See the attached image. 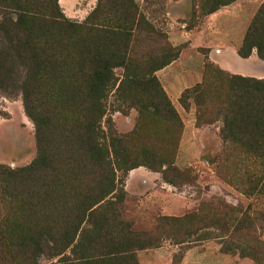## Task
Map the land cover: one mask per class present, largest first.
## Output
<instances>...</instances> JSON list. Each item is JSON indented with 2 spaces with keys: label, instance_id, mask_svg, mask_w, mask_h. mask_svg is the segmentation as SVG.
Returning a JSON list of instances; mask_svg holds the SVG:
<instances>
[{
  "label": "rangeland",
  "instance_id": "1",
  "mask_svg": "<svg viewBox=\"0 0 264 264\" xmlns=\"http://www.w3.org/2000/svg\"><path fill=\"white\" fill-rule=\"evenodd\" d=\"M203 1L0 0V264H103L85 263V255L95 260L102 244L119 241L120 222L131 233L133 260L109 264H138L137 252L158 246L155 258L168 255L171 264H264V104L256 113L253 91L230 77L264 78L254 47L250 56L237 54L264 0H232L202 15ZM82 23L102 26L91 34L92 63L82 46L66 58L57 30ZM166 45L177 54L158 65L172 52ZM233 45L240 59L228 54ZM38 51L50 58L36 71L30 54ZM220 56L230 70L219 66ZM156 65L157 84L125 96V75ZM240 67L246 73L236 72ZM130 100L140 102L147 120L142 143L155 147L163 127L152 103L169 102L175 115L179 140L165 168L175 183L163 180L164 166H140L159 173L178 210L165 215L156 201L127 196L128 170L116 171L117 189L105 199L118 216L99 229L98 212L90 211L92 167L78 160L69 128L94 107L96 142L109 129L126 135L138 118ZM35 124L63 171L22 181L14 176L37 156Z\"/></svg>",
  "mask_w": 264,
  "mask_h": 264
},
{
  "label": "trees",
  "instance_id": "2",
  "mask_svg": "<svg viewBox=\"0 0 264 264\" xmlns=\"http://www.w3.org/2000/svg\"><path fill=\"white\" fill-rule=\"evenodd\" d=\"M230 1L232 0H204L201 4L199 3V7L202 10L201 14H208L217 9L220 5H225ZM52 22L59 24L54 19L50 20L51 24ZM101 28L102 26L100 28L91 27L83 23L69 26L61 25L58 27L57 30H59V32H64V35L60 39L63 43V50L66 53L64 56L66 58L71 56L77 47L80 48V46H82V48L86 49L85 54L87 58L85 59L90 61V63L95 62L96 55L94 50L96 49V46L91 45V34L97 30H100ZM252 47L255 48L256 55L259 58L264 59V1L255 14L249 28L247 29L241 45L237 48V54L240 57L245 58L249 56ZM166 50H172V52H170L166 60L164 59L163 62L158 65H161L162 63L164 65L167 64L177 54V50H175V48L169 49L167 45ZM90 55H92V57H89ZM30 57L33 59L32 62L36 67V71H38V69L42 70L45 66V63L48 62V58H50L49 55L39 51L32 52ZM70 62L71 61H69V63ZM157 67L158 66L156 65L150 67V69L144 72H139L136 74L132 72L130 75L127 74V77L125 75V78H127L126 81L128 82V92L125 94V96L136 93L138 88L148 81H152L157 84L156 77L152 74V72L155 71ZM144 77L148 79L144 80ZM230 77L237 81L242 87L249 88L253 91L250 93L251 95H255V100L251 102L252 108L254 109L256 108V105H259V107L256 108V113H262V105L264 104V78H254L249 76H241L238 74H232ZM261 99L262 104L260 105L259 102ZM129 105L137 110L138 118L134 129L126 135L117 136L113 131H111V129H109L107 136L104 138L101 137L104 140L101 143L96 142L95 130L97 131V126L95 123L97 122L99 116L95 115L94 111H97V109L94 110V107L92 114H88L84 117L74 120V123L69 128V131H72L74 134L76 145L78 147V151L76 152L78 160L86 161L92 167V169L88 172H91L90 176L92 177V182H94L90 192L92 198H94L92 206L95 207L90 211L97 210L98 216L102 222L98 227L99 229H102L104 226H106L107 220L109 218L113 220L118 216L117 212H115V210L111 207L113 204L108 205L111 204V201L106 203L105 199L107 196L113 197V194L117 189V186L115 185L116 171L125 172L140 165L157 171L164 166V168L160 171L163 180L169 183H175L165 173V168H167L172 162L171 160L179 140V135L177 134L179 130L174 128L177 123H175V115L171 110L169 102L163 101L162 105L161 103H152V107L154 108L153 115L158 117L159 121L157 123L160 122V124L163 126L156 135L157 145H155V147L152 144V141L149 139H146L145 143L140 141V129L145 125V123L142 122L147 121L145 120L146 118L143 117V120L142 116H140V110L142 109L140 102L130 100ZM160 106L165 110L164 114H160V112L157 110L158 107L160 108ZM35 125L37 156L28 167L19 170V172H21V174L19 173L20 175L17 174L14 176V178L18 177L22 181H26L28 179L34 180L36 179V176H59L63 171L58 165L57 158L52 156V154L49 153V150L46 149L45 142L41 137L42 128L39 124ZM84 165L85 164L83 163L82 166L84 167ZM88 172H86V175H89L87 174ZM102 203H105V207H100L102 206ZM102 208H104V211L103 213H100ZM87 209H89V207L86 208V210ZM118 224L120 229L117 230L118 232H115V236L117 233H120V235L117 237L119 238V241L114 243L113 241H110V238L108 243L106 242V244H102V246H100V253L96 258H94L95 260H91V258L89 259V257H91L90 254L85 255L87 258L85 263L98 262L104 264L106 262L109 264L110 262L113 263L117 260H123L127 258L130 261L133 260V247L132 244H128V240H126L127 236H125V234L127 235L131 233L127 230V225L122 222ZM52 241L55 243V245L59 242L57 237H53ZM89 249L90 248H88L87 251H89Z\"/></svg>",
  "mask_w": 264,
  "mask_h": 264
},
{
  "label": "crops",
  "instance_id": "3",
  "mask_svg": "<svg viewBox=\"0 0 264 264\" xmlns=\"http://www.w3.org/2000/svg\"><path fill=\"white\" fill-rule=\"evenodd\" d=\"M236 46H230L228 48V54L234 59H240L236 54ZM250 56V55H249ZM221 60L218 61L220 67L226 70H230L231 65L229 61L220 56ZM242 59V58H241ZM242 67L236 72L246 73ZM123 189L127 196L137 197L138 199L149 200L151 202L156 201L160 207V212L165 215H172L177 213V195L171 192V187L164 184L160 180L159 173L146 170L141 166H137L128 170L123 180ZM162 246H158L154 249H145L137 252L138 264H171L168 260V255L164 260H157L155 258L159 253L158 251Z\"/></svg>",
  "mask_w": 264,
  "mask_h": 264
}]
</instances>
